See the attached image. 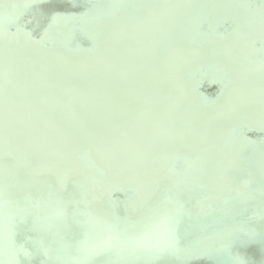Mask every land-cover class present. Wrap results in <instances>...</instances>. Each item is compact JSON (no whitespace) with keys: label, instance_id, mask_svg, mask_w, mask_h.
Listing matches in <instances>:
<instances>
[{"label":"bare ground","instance_id":"obj_1","mask_svg":"<svg viewBox=\"0 0 264 264\" xmlns=\"http://www.w3.org/2000/svg\"><path fill=\"white\" fill-rule=\"evenodd\" d=\"M46 1L0 0V147L5 142L10 151L8 156L0 150V162L16 165L38 183L55 185L64 195L76 192L81 210L130 215L132 220L137 214L126 212V202L140 197L154 201L162 182L172 185L184 209L176 226L178 251L111 254L122 258V264L135 259L140 264H238V258L244 264H264V246L256 243L258 224L252 222L245 239L239 227L227 234L207 225L226 221L232 211L240 219L256 212L238 199L240 193L264 208V161L240 165L237 152L250 149L248 142L229 140L240 126L264 129V58L251 60L249 47L255 40L264 45V8L254 12L258 16L253 21L243 13L239 29L228 37L210 39L195 37L200 14L228 16L232 13L226 5L241 1L136 0V7L115 9V17L110 15L113 9L99 10L97 0H58L60 5L76 6V14L70 16L54 14ZM107 1L111 6L113 1ZM31 6L42 10L37 16L51 13L54 22L43 28L34 17L23 25L21 13ZM82 20L86 22H77ZM96 21L108 29L103 37ZM87 41L90 48L84 46ZM206 49L215 56L202 54ZM215 70L228 88L214 116L199 104L189 77L203 80V74ZM211 81L204 79L202 84ZM68 96L74 100L71 108L65 106ZM191 99L195 106L185 104ZM180 113L190 115L189 121L183 119L186 125ZM217 116L224 121L215 120ZM189 157L200 162L185 161L183 172L175 169V162ZM4 176L0 249L11 244L12 230H37L58 221L54 206L46 212L25 210L8 186L14 170L6 167ZM116 189L134 196L107 202L108 193ZM46 215L52 219L46 221ZM170 223L165 220L162 227ZM199 231L209 242L182 261L183 249L201 243L189 233ZM236 238L248 250L237 247ZM215 242L219 246L210 247ZM111 255L94 262L106 264Z\"/></svg>","mask_w":264,"mask_h":264},{"label":"water","instance_id":"obj_2","mask_svg":"<svg viewBox=\"0 0 264 264\" xmlns=\"http://www.w3.org/2000/svg\"><path fill=\"white\" fill-rule=\"evenodd\" d=\"M81 1H85V0H81ZM97 1H99V3H97L95 6L96 7L99 6V10H102L105 7L106 10L105 13H107V11L109 12L111 11V9H113V11L110 14L113 17L116 16L115 9L118 10L126 7L133 8L139 4V2L136 0H112L115 5L114 8H112L113 3H110L111 4L110 6L109 3H107L108 2L107 0H97ZM239 1H241V3L235 4L233 2V4L226 5L227 7L226 9H228L232 13L228 16L222 15L218 17L211 14L201 13L200 16L198 17V23L201 24V26L195 29V37L203 36V38H206L207 35H209L208 37H210V39L213 36L228 37V35L236 31L237 28L239 29V26L242 24L240 17H242L243 13L250 14L251 16L248 19L249 21H253V19H255V17L257 18L258 16L254 12H259L260 10H262V8H264V0H239ZM106 3L108 4V7L105 6ZM46 5H50V7L53 9L54 14L55 12H64L66 13V15L70 16L76 14L74 12H77L75 5L73 7L60 5L58 3V0H47ZM39 10L41 9L35 8L33 6L25 8L21 13L22 14L21 16L23 18V25L29 24V21L34 17L35 18L39 17V20L42 23H44L43 28H45L47 24H51L54 22L55 19L51 20L52 16H49L51 13L45 14V17L37 16ZM226 17H230V18H226ZM194 20L195 18L191 19L192 22ZM77 22L83 23L86 21L82 20ZM95 25L98 29H101V35L103 37L104 34H106V32L108 31L107 27L102 23H100L99 21H96ZM64 27L68 28L69 25L65 24ZM189 31L192 33V26L189 27ZM45 36L46 35H43V37ZM180 38L183 39L182 36H180ZM83 43L86 48L91 47L89 41ZM249 47L252 51V55L250 56L251 60L264 58V45L262 44L261 41L258 40L252 41L251 43H249ZM203 53L210 54V57L212 58L215 56V55H211L210 49L203 50L202 54ZM212 72L214 76L211 75ZM212 72L202 75L203 80L208 78L212 79L211 82L205 83V86L202 84L203 80L200 79L201 76L199 77V75L198 76L190 75L189 78L194 84L193 85L194 88H192L194 92L197 93L196 90L198 91L199 96L197 97L200 100L199 104L202 105L204 109H206L207 113L215 116L219 113V105H220L219 103L223 102L224 93L228 87L226 86V83L220 80L221 77L220 70H215ZM195 78H199V79L197 80ZM185 104L193 105V106L196 105L192 99L186 101ZM65 106L68 108L74 106L73 97L68 96L66 98ZM172 108L174 110H177V107H172ZM189 117L190 115L187 116L184 113L183 114L180 113L181 124L186 125L187 123H185L183 119L186 120L188 119L189 121ZM52 120L57 121L56 119H52ZM200 120H205V119H200ZM215 120L221 122L224 121L219 116H217ZM206 121L209 122L208 120ZM190 122L194 123L196 122V120L190 119ZM239 139H241V141L245 140L246 142H248V147L250 148L247 149V151L242 150L237 152V156H238L237 158H239L240 165H244L246 161V164L248 166L247 162L249 160H254V159L264 161V129L252 130V129H248L245 126H240V128L238 127V130L236 132L230 135L229 140L230 143L233 144L238 142ZM75 140L78 141L77 138H75ZM5 141L8 143H12V139ZM252 148H257V149H252ZM0 150L1 152H4L5 155L10 156L9 148L7 147V144H5V142L1 144ZM7 158L10 159L9 157ZM199 160L200 159H197L195 157H189V159H184V160L182 159L178 162H175V169L180 172H183L181 165L184 164L185 161H190L192 162V164L197 165L200 162ZM187 189L194 191V189H190V188ZM195 194L199 196L197 192H195ZM129 195L132 197L134 196L132 191H126V190L118 191V189H116L108 193L106 197V201L109 203L123 202L129 200L128 197L131 198ZM245 195L246 194L240 193V195H238V199L253 205L256 212H254L251 216L247 215L240 219V217L237 218L238 217L237 213H235L234 211L232 212L228 211L229 215L226 216V221L222 222L224 224L209 222L207 223V225L212 228L210 229L212 231L218 233L224 232L227 234H233L234 227H239V229H241L240 232L244 235L242 236V239H245L250 237V231H249L250 226L252 225V222H254L259 225L258 228L259 243L258 242L256 243L262 247L264 246V208L260 204H256L255 202L249 200L248 197H245ZM144 200L149 201V198H146ZM0 219H2V216H0ZM57 230H59L58 233H56ZM46 231H49V233H45ZM9 234H10L9 238L11 244H6V245L2 244V248L0 249V260L4 261V264H55L57 260V253L60 250H63L64 252V255L61 258L68 261V264H70L72 260L75 259L73 254H70V249L74 248V245L76 243V238L72 236L70 231L66 230L63 227L62 219L58 218V221H56L55 225L53 224L52 226L40 227V229L37 230H32L31 228L28 227H22L19 230L17 229L10 231ZM56 234H58V236H56ZM189 234L195 236L201 243H199V245L197 246L187 247L186 249H183L182 253L180 254V258L182 261L185 262H186V254L188 252L190 253L192 251L198 252V249H200L201 246H204L206 242H209L208 239L206 238V234L203 231L191 232ZM56 237H64V239L61 242V240H57ZM235 241L237 243V247L248 250L245 247V245L241 244L242 240L237 239ZM211 245L212 246L210 247L219 246L218 242L212 243ZM36 249H37V254H36ZM15 254H17V258ZM260 254L264 258V253L262 252V250ZM121 260L122 258L119 257L117 258L115 257V255H111L110 261H112L113 264H122ZM93 264H103V263H96L93 261ZM132 264H140V261L135 259L133 260Z\"/></svg>","mask_w":264,"mask_h":264},{"label":"snow or ice","instance_id":"obj_3","mask_svg":"<svg viewBox=\"0 0 264 264\" xmlns=\"http://www.w3.org/2000/svg\"><path fill=\"white\" fill-rule=\"evenodd\" d=\"M14 170V177L8 186L15 189L17 200L28 208L47 211L56 207V216L63 221V227L70 231L76 239L73 248L75 259L72 264H93L94 258L116 254L119 256H135L157 253H175L178 251V235L176 226L183 215V205L178 192L168 183H161L159 197L151 202L143 197L136 202H126L127 213L135 212L137 218L130 215L121 217L114 212H91L81 210L77 193L62 194L51 183H38L23 169L14 164L5 165L0 162V196L3 195L5 168ZM72 211L69 213L68 208ZM46 221L52 217L45 216ZM165 220L171 223L162 227ZM63 250L58 251L55 264H68L62 259ZM0 264L4 261L0 260ZM106 264H113L107 261ZM238 264H244L238 258Z\"/></svg>","mask_w":264,"mask_h":264}]
</instances>
